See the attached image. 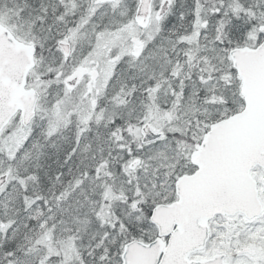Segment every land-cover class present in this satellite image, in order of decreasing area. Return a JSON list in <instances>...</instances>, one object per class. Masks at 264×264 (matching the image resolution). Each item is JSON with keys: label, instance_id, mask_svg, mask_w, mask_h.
Segmentation results:
<instances>
[{"label": "snow or ice", "instance_id": "6c2138e0", "mask_svg": "<svg viewBox=\"0 0 264 264\" xmlns=\"http://www.w3.org/2000/svg\"><path fill=\"white\" fill-rule=\"evenodd\" d=\"M0 264H264V0H0Z\"/></svg>", "mask_w": 264, "mask_h": 264}]
</instances>
